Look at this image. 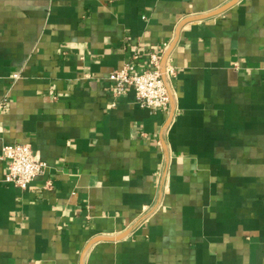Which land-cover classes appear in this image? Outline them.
Instances as JSON below:
<instances>
[{
	"label": "crops",
	"instance_id": "obj_1",
	"mask_svg": "<svg viewBox=\"0 0 264 264\" xmlns=\"http://www.w3.org/2000/svg\"><path fill=\"white\" fill-rule=\"evenodd\" d=\"M159 51L167 109L115 98ZM263 64L264 0H0V264H264Z\"/></svg>",
	"mask_w": 264,
	"mask_h": 264
},
{
	"label": "built area",
	"instance_id": "obj_2",
	"mask_svg": "<svg viewBox=\"0 0 264 264\" xmlns=\"http://www.w3.org/2000/svg\"><path fill=\"white\" fill-rule=\"evenodd\" d=\"M164 51L151 52L148 67L139 71L131 63L115 70L110 76L113 96L118 98L129 90L134 91L136 102L153 111L167 109L169 104L168 81L175 76L173 65L163 67ZM264 73V64L262 65ZM115 105V103L113 104ZM1 157L8 161L6 181L20 188H26L36 177L42 175L46 163L35 158L29 143H11L2 147Z\"/></svg>",
	"mask_w": 264,
	"mask_h": 264
}]
</instances>
